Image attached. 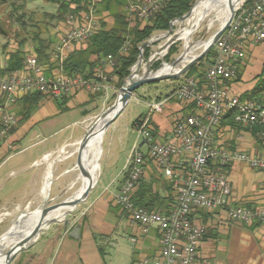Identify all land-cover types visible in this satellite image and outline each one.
Returning a JSON list of instances; mask_svg holds the SVG:
<instances>
[{
    "label": "crops",
    "instance_id": "obj_1",
    "mask_svg": "<svg viewBox=\"0 0 264 264\" xmlns=\"http://www.w3.org/2000/svg\"><path fill=\"white\" fill-rule=\"evenodd\" d=\"M112 22L113 19L111 24ZM63 29L62 22L57 41L50 50V62H43L49 72L58 70L52 54ZM12 51L15 50L0 54V73L7 67L3 68V64L7 63L6 59ZM34 54V51L28 52L27 59ZM244 60L238 64L237 77L225 83L231 95L250 91L262 71L264 62L252 75L250 65L243 67ZM116 83L117 78L114 76V88L109 95L115 92ZM28 95H23L13 105L18 116L17 126L5 136L0 134V214L10 206L42 202L43 188L49 187L50 182L53 185L66 179L70 164L66 162L65 147L73 140L83 138L87 133L85 124L97 114L103 101L110 97L105 98L102 92L93 94L79 89L70 96H46L38 103H33L26 99L25 96ZM146 103L148 106V101ZM199 112L186 101L171 98L166 101L163 112L150 114L149 109L146 116L150 117L156 138L161 142H169L173 139L174 123ZM74 124L83 125L81 133L73 131ZM262 132L251 133L240 125L232 127L228 123H222L214 130V144L231 150L264 155ZM24 140H30V144L22 148ZM142 149L146 151L145 146ZM130 154L120 176L107 183L100 193L89 196L84 201L86 206L81 213L60 223H53L47 228V231L52 230L50 235L47 232L40 234L34 243L40 242L43 236L47 237L37 248L33 264H138L159 255V229L151 226L144 230L115 201L125 180V168ZM188 170L186 162L184 165H177L178 178L184 180ZM225 173L231 185V205L264 207L263 170L253 169L245 162H234ZM143 178L152 184L153 190L161 197L169 198L161 207V211H168L174 205L178 191L173 186V181L165 177L148 156H145ZM96 188L97 184L91 191ZM192 218L196 224L203 225L206 229L199 254L209 264H264V223L258 220L252 224L231 222L222 209L196 210Z\"/></svg>",
    "mask_w": 264,
    "mask_h": 264
},
{
    "label": "built area",
    "instance_id": "obj_2",
    "mask_svg": "<svg viewBox=\"0 0 264 264\" xmlns=\"http://www.w3.org/2000/svg\"><path fill=\"white\" fill-rule=\"evenodd\" d=\"M167 0L131 1L127 11L141 20H147L158 12ZM100 0H82L77 12L67 15L64 29L52 57L58 65L56 72H49L36 56L27 59L25 69L0 74V134L5 136L18 124L13 105L26 94L40 92L52 98L70 96L77 90L103 93L107 98L113 86L112 74L116 59L113 54L101 58L92 76L69 75L64 63L75 49L85 46L100 28L97 14ZM166 31L148 40L160 41L162 53H168L175 43L173 35L164 37ZM158 31H156L157 33ZM147 40V41H148ZM146 41V42H147ZM260 44L264 47V0L242 1L221 37L212 47L213 57L205 71L206 82L195 77H185L183 82L167 97L149 101L151 113H161L171 98L193 104L199 113H192L174 123L173 139L161 142L153 134L146 116L134 128L138 137L125 168V180L115 197L121 210L140 224L144 230L155 226L161 233V249L154 259L138 264H209L199 254L200 244L206 234L203 225L196 224L192 215L196 210L222 209L231 222L264 223V207L249 208L230 204L231 185L222 171L223 166L245 162L249 167L264 171V155L241 150H231L214 144V130L227 110L236 111L234 120L240 126L264 124V104L231 95L225 83L236 77L239 62L247 57L248 50ZM127 47L122 48L126 52ZM153 57L150 58L152 60ZM7 63L3 64V68ZM143 146L146 151H143ZM145 156H148L164 176L173 181L177 189L175 205L169 211L149 210L136 206L133 194L144 174ZM188 163L184 180L178 178L177 165Z\"/></svg>",
    "mask_w": 264,
    "mask_h": 264
},
{
    "label": "rangeland",
    "instance_id": "obj_3",
    "mask_svg": "<svg viewBox=\"0 0 264 264\" xmlns=\"http://www.w3.org/2000/svg\"><path fill=\"white\" fill-rule=\"evenodd\" d=\"M22 14L23 18L18 20L17 18ZM65 15L66 14H63L59 10V6L57 4L47 0H19L14 1V4L11 0H0V54L6 52L7 50H18L19 48H22L24 51L33 52L35 51V46L37 45V41L34 38L36 36H40L45 41V43L49 46L48 48L50 51L57 41V35L60 32L61 23L63 22V17ZM211 18L215 19V22L211 27H209L208 24ZM111 19L112 18L110 16L108 20L109 25L111 24ZM185 25V22L175 23L172 34L174 35L177 33ZM220 26V20L215 17V13H212L210 17L207 18L193 32L191 36L192 42L194 44L197 42H205ZM158 33L160 32H155L152 36ZM160 43L162 42L156 41L153 45H151V47H149L150 54L147 58H143L139 69V75L145 73L148 68H150L152 74H155L164 65V63L172 62L185 51L184 42L180 39L175 40V43L170 48L169 52L165 54L162 53L159 48ZM173 47L176 48V51L170 54ZM201 51L202 48H199L195 50L194 54H199ZM152 56L153 58L150 60ZM263 62L264 47L262 45L259 46L258 44L248 50L243 67L250 65L249 68L253 72L252 75H254L256 71L261 68L260 66ZM155 63H158V65ZM209 63L210 62L199 65L198 72H205ZM178 66L182 67V63ZM184 78L185 77L183 75L176 78L164 79L154 83L145 84L133 94L131 100L127 103L125 108L111 123L103 135L102 152L99 158L100 169L96 182L97 188L95 191H90V197L100 193L107 183L120 176L123 165L125 164L131 148L138 137V133L133 126V122L140 116H146L149 112L146 102L167 97L181 84V82H183ZM119 91L120 88L116 85L115 92L111 93V95H109L110 97L103 101L102 107L96 112L97 114L92 116V118H90V120L85 124L86 131H88L89 128L97 122L99 117L109 107L116 103ZM34 111L35 108H33V112ZM242 127L251 133L255 132L254 128L251 126ZM82 129V124L73 125V131L77 134L81 133ZM259 133L260 131L257 134ZM79 141L80 139L73 140L64 149L65 155L67 156L66 162L67 164H70V171L66 175V179L59 180L53 185L51 184L52 182H50L48 185L50 189L49 187L43 188V201L40 203L31 202L29 204L10 206L6 208V210L0 214V236L8 231L17 222L21 214L33 212L41 207L42 204L47 206L62 201L72 196L81 187V171L76 166L78 153L75 151ZM29 144L30 140H24L22 141L21 147L24 148ZM55 169H57L56 166ZM55 186H57V188H55ZM94 187H96V185ZM44 197H46L45 200ZM85 206V202L80 203L64 218L57 220L56 223H60L68 217H75L77 214L82 212ZM29 214H27V216L23 219H28ZM24 231L26 230H22V232ZM42 232H47V235H50L52 230L50 229V231H47L46 228ZM46 237L47 236H43L40 242H33L29 247L17 253L9 264H33L34 254L36 253L37 248L44 243ZM7 250L8 248L4 249L1 254H5Z\"/></svg>",
    "mask_w": 264,
    "mask_h": 264
},
{
    "label": "trees",
    "instance_id": "obj_4",
    "mask_svg": "<svg viewBox=\"0 0 264 264\" xmlns=\"http://www.w3.org/2000/svg\"><path fill=\"white\" fill-rule=\"evenodd\" d=\"M11 1L14 4V1L19 0ZM47 1L57 4L59 6V10L63 14H66L63 17V23L69 13L77 12L82 9L80 6L82 0ZM131 1L136 0H100L97 9L100 28L97 32H95L85 46L75 48L69 54L64 63V70L67 74H83L84 76H92L95 69L99 65L101 58L109 54H113L116 59V66L112 73L117 78V87L121 88L124 81L129 76L132 66L138 60L140 46L144 44L156 31L168 30L171 22L189 12L196 0H167L164 6L147 20H141L128 13L126 8ZM251 1L252 0H247L248 3ZM110 16L113 19V22L109 25L107 18ZM20 18H23V14L17 19L19 20ZM34 38L37 41L34 56H36L40 62H48L51 56L48 48L49 46L40 36H36ZM123 47H127L126 52H122ZM174 51H176V48L173 47L170 54ZM149 54L150 48L146 47L144 49V58H147ZM213 54L214 50L212 48L203 59L194 64L184 74V77H195L201 84H204L206 82L205 72L199 73L198 66L210 62ZM27 55V51H24L22 48L9 52L6 59L7 67L0 74L24 70L27 62ZM155 64L158 65V63ZM257 79L258 80L255 86L250 91L239 96L242 99L254 100L264 104V66ZM46 96L47 95L40 92H35L25 97L29 102L38 103ZM190 105L195 107L193 104ZM235 113L236 111L234 109L227 110L221 117L219 125L222 123H228L232 127L238 125L234 120ZM144 117L145 116L138 117L133 122V126L140 122ZM149 123L151 124V120ZM251 127L254 128V133L257 134L259 131H263L262 133L264 134V124H256ZM153 134L155 136L157 135L154 130ZM229 166L230 165L223 166L221 170L226 171ZM167 199L169 198H163L158 194V192H155L152 184L144 180L143 176L139 179L137 188L133 194V201L136 206L144 207L149 210L161 211V207L164 206ZM171 201L173 202V200ZM174 205L170 209H172Z\"/></svg>",
    "mask_w": 264,
    "mask_h": 264
},
{
    "label": "water",
    "instance_id": "obj_5",
    "mask_svg": "<svg viewBox=\"0 0 264 264\" xmlns=\"http://www.w3.org/2000/svg\"><path fill=\"white\" fill-rule=\"evenodd\" d=\"M198 1L199 0L195 1L194 5L192 6V8L190 9L189 12H187L186 14L174 19L171 22L170 28L166 31V34L164 35V37H166L168 35H172L173 30H174V24L177 23V22H184L185 19L190 15L193 7L197 4ZM236 7H237V5L231 4L230 16L227 19V21L224 24H222L206 40L207 44L202 49V51L199 54H197L196 56L192 57V59H190L188 62H186L176 72H171V73L157 75V74H152L151 73L152 71L150 70V68H148L145 73H143L142 75H139V69L141 67V64H142V61H143V58H144V49L146 47H148L154 41V39H150L147 42H145L144 44H142L140 46V54H139L138 60L132 66L129 76L126 78V80L124 81L123 85L121 86L120 91L118 93V97H117L116 103L113 106L109 107L99 117V119L97 120V121H99L101 119H105L106 118L105 122L103 124V134L105 133L107 128L111 125V123L116 119V117L122 112V110L125 108L127 103L133 97V94L141 86H143L145 84H149V83H154L156 81H161V80H164V79H171V78H176V77L183 76L194 64H196L201 59H203L206 56V54L212 49V47L214 46L216 41L221 37L223 32L226 30V28L228 27L229 23L231 22L234 14H235ZM181 61H182V54L179 57H177L175 60L170 62V63L173 66H177V65H179L181 63ZM134 67H137L135 72L133 70ZM118 104H120L119 108L115 111V108L117 107ZM113 111H115L114 114L112 116H109ZM94 124L91 126V128H89L87 133L79 141V151H78V154H77L76 166L81 171V174H83L84 176L89 178V182L87 183L85 189L83 190L81 195L79 197H77V198H72V196H73L72 195V196H70V197H68V198H66V199H64L62 201H59V202H57L55 204H52V205L45 206L44 204H42L41 207L36 209L39 212V218H38V221H37L36 225L33 227V229L31 230V232L29 234H27L25 236H22L21 238H19L17 241H15L9 247V249L5 253V259H4L2 264H9L13 260V258L16 256L17 253H19L23 249L29 247L33 242H35L39 238V236H40V234L42 233L43 230H45L46 228H49L57 220H60L58 218H51L50 217L51 213H53L54 211H56L58 209L68 208V210L64 212V217H65L69 212L73 211L80 203L84 202L87 199V197L89 196L90 191L96 185L97 180L94 183L93 177H91V175L83 167L82 162H81V154L80 153H81V150L85 146V144H86V142H87V140H88V138H89V136L91 134V131L93 129ZM29 213H31V212H29ZM29 213L21 214L19 216L18 220H17V223H19L21 221V219L26 217L27 214H29ZM12 230H13V226L8 231H6L3 235L0 236V240L3 237L8 236L12 232Z\"/></svg>",
    "mask_w": 264,
    "mask_h": 264
},
{
    "label": "bare ground",
    "instance_id": "obj_6",
    "mask_svg": "<svg viewBox=\"0 0 264 264\" xmlns=\"http://www.w3.org/2000/svg\"><path fill=\"white\" fill-rule=\"evenodd\" d=\"M241 2L242 0H199L197 2V4L193 7L190 15L184 21L186 25L181 28L176 34H172L175 40L180 39L184 42L185 51L182 54V66L190 59H192V57L197 55L194 54L195 50L199 48L203 49L207 44V41L197 42L194 44L191 40L193 32L207 18H209L212 13H215V17L220 20L221 25L224 24L230 16L231 4L238 6ZM214 22L215 19L211 18L209 20L208 26L211 27ZM180 68L181 67H179L178 65L173 66L171 63H164V65L155 74L159 75L176 72ZM136 69L137 67H134V72ZM119 105L120 104L117 105L115 111L119 108ZM115 111H113L109 116H112ZM105 119H101L94 124L91 134L80 153L82 165L91 175V177H93L94 183L98 179V173L100 169L99 158L102 152V139L104 135L103 124L105 122ZM77 144L78 146L75 150L76 153H78L79 151V142ZM50 178L51 173L48 174V179L50 180ZM80 179L82 181L81 187L73 194L72 198L79 197L85 189L87 183L89 182V178L84 176L83 174H80ZM67 210L68 208L58 209L51 213L50 217L62 219L64 218V212ZM38 218V210L33 211V213L31 212L28 219H21L19 223L16 222L17 224L15 223L13 225L12 232L8 236H5L0 240V264H2L5 259V254H1V252H3V250L6 248L9 249V247L22 236L29 234L33 227L36 225ZM22 230L26 231L22 232Z\"/></svg>",
    "mask_w": 264,
    "mask_h": 264
}]
</instances>
